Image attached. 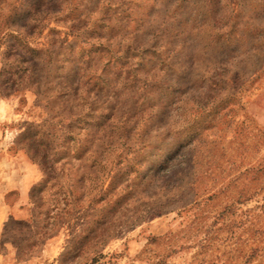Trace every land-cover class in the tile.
I'll list each match as a JSON object with an SVG mask.
<instances>
[{
	"label": "rangeland",
	"instance_id": "374dc122",
	"mask_svg": "<svg viewBox=\"0 0 264 264\" xmlns=\"http://www.w3.org/2000/svg\"><path fill=\"white\" fill-rule=\"evenodd\" d=\"M0 264H264V0H0Z\"/></svg>",
	"mask_w": 264,
	"mask_h": 264
}]
</instances>
